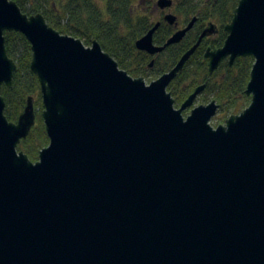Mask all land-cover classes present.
I'll list each match as a JSON object with an SVG mask.
<instances>
[{"label": "water", "instance_id": "water-1", "mask_svg": "<svg viewBox=\"0 0 264 264\" xmlns=\"http://www.w3.org/2000/svg\"><path fill=\"white\" fill-rule=\"evenodd\" d=\"M197 19L163 45L156 22L135 45L159 53ZM216 27L147 84L97 39L86 46L42 13L0 0V85L13 86L18 68L5 31L21 32L49 137L38 160L19 150L37 121L35 100L12 121L0 91V264H264V0H239L223 45L204 53L211 73L226 59L254 57L243 111L213 127L216 99L183 115L205 84L178 108L168 90Z\"/></svg>", "mask_w": 264, "mask_h": 264}, {"label": "trees", "instance_id": "trees-1", "mask_svg": "<svg viewBox=\"0 0 264 264\" xmlns=\"http://www.w3.org/2000/svg\"><path fill=\"white\" fill-rule=\"evenodd\" d=\"M15 1L28 15L42 13L47 22L61 33L81 39L86 36L87 39H82L85 44H90L92 38H96L103 49L119 62L120 67L133 76H147L148 72L160 76L169 71L183 53L197 41L206 27V22L214 21L219 25L218 33L202 41L183 70L169 84L168 90L174 96L176 104L181 105L198 85L205 83V94L202 99L206 100L209 96L207 93L213 94L214 99L220 104L219 111L225 113L226 117L241 112L251 102V97L246 94V88L254 63L253 56L237 57L233 65L224 60L213 73L209 71L208 60L204 57L208 47L216 48L223 45L228 34L224 27L232 20L239 0H175V10L180 22L187 23L194 16L198 19L193 29L180 43L169 46L167 51L156 59L152 69L148 68L151 56L138 50L135 45L136 40L155 24L149 15L138 13L140 8L137 3L140 0H68L67 8L58 21L55 20L53 8L49 9L50 0ZM156 1L148 0L147 4L151 8ZM67 15L72 17L71 21H64ZM174 31V26L162 19V24L154 35L155 42L163 44ZM5 37L8 54L18 66L13 86L0 85V91L6 100L5 113L9 120L17 121L28 97H34L37 121L18 148L35 161L39 159L40 150L49 144V137L42 117L44 106L41 85L31 69L32 47L21 32L5 31Z\"/></svg>", "mask_w": 264, "mask_h": 264}, {"label": "rangeland", "instance_id": "rangeland-1", "mask_svg": "<svg viewBox=\"0 0 264 264\" xmlns=\"http://www.w3.org/2000/svg\"><path fill=\"white\" fill-rule=\"evenodd\" d=\"M53 1L57 2V5H58L59 7L61 6V4H60V2H58V0H53ZM137 5H138L139 8H140V9L138 10V13L141 14V15H145V14L149 15L153 21H156V20H159L160 18H162L164 13L173 12V13H175L176 15L178 14V13L176 12V10H175V6H172L171 8H166L165 10H162V9H160L159 7H157V4H156V3H155V5H154L153 7L149 8V9H146L145 5H144L142 2H140V1L137 3ZM136 7H137V6H136ZM65 10H66V8L63 7V9H62V14H64ZM183 22H184V21H181V22L179 23L178 28H181V27L184 26V24H185L186 22H184V23H183ZM196 22H197V21H196ZM195 24H196V23H195ZM208 26H210V21H207V22H206V27H208ZM192 29H193V28H192ZM213 36H215V34L210 35L209 37H213ZM207 37H208V36H207ZM205 38H206V37H205ZM205 38H204V39H205ZM82 39H83V40H84V39H87V37L84 36V38H82ZM92 39H96V38H92ZM91 45H92V42H91L90 44H86V46H91ZM166 51H167V50H166ZM153 67H154V66H153ZM150 69H152V68H150ZM212 73H213V72H212ZM131 75H132V74H131ZM132 76H133V75H132ZM141 76L144 77V79H145V81H146L147 84L150 83L151 81L157 79V78L159 77V75H158V76H155L152 72H148V73H147V76H144V75H141ZM134 77H138V76H134ZM204 94H205L204 91H203L202 93H200V94L198 95V97L195 99V101L193 102V104H192L191 106L187 107V108L183 111V115H184V117H186V116L190 113L191 109L194 108L195 106H198V105H200V104H207V103H209L212 99H214L213 94L207 93V95L209 94V96H207L206 100H203L202 98L204 97V96H203ZM173 97H174V96H173ZM205 97H206V96H205ZM250 97H251V96H250ZM248 105H249V104H248ZM248 105H247V106H248ZM247 106H246V107H247ZM175 107L178 108V107H180V105H177L176 102H175ZM243 109H245V107H244ZM242 111H243V110H242ZM239 113H240V112H239ZM236 114H237V113H236ZM229 117H230V115L226 117V114H225V113H221V112L218 110L217 113H216V115L212 117L210 123H211V125H212L213 127H217L219 124H225V123H226V120H227Z\"/></svg>", "mask_w": 264, "mask_h": 264}, {"label": "flooded vegetation", "instance_id": "flooded-vegetation-1", "mask_svg": "<svg viewBox=\"0 0 264 264\" xmlns=\"http://www.w3.org/2000/svg\"><path fill=\"white\" fill-rule=\"evenodd\" d=\"M144 5H145V7H146V9H148L147 7H149L150 8V5H148L147 3H148V0H140ZM58 2H60V4H61V6L59 7L58 5H57V2H55V1H53V0H50L49 1V9L51 10V8H53V10H54V15H56L55 16V20H57L58 21V19H60V18H62V9H63V7L64 8H67V2H68V0H58ZM157 2V1H156ZM172 6H175V0H174V4L172 5ZM165 14L166 13H164L163 14V17L162 18H160L159 20H156L155 21V23L156 22H160V25L162 24V19L165 21V22H167L168 24H170L167 20H165ZM175 14V13H174ZM177 17H178V19H177V21H178V25H179V23H180V21H179V16L177 15ZM71 16H69V15H67L65 18H64V21H71ZM151 21L152 22H154L152 19H151ZM184 23V22H183ZM188 23V22H187ZM187 23H185L184 24V26H186L187 25ZM211 23H214V24H216V33H214V34H217L218 33V31H219V25L216 23V22H214V21H210V24ZM170 25H172V26H174V28H175V31L177 30V29H179L178 28V25L177 26H175L174 24H170ZM183 26V27H184ZM160 27V26H159ZM158 27V28H159ZM183 27H181V28H183ZM157 28V29H158ZM157 31V30H156ZM155 31V32H156ZM174 31V32H175ZM173 32V33H174ZM172 33V34H173ZM171 34V35H172ZM154 35H155V33H154ZM209 37V36H208ZM168 39V38H167ZM94 40V39H93ZM92 40V41H93ZM204 40V39H203ZM84 42V41H83ZM154 42H155V39H154ZM166 42V41H165ZM164 42V43H165ZM85 43V42H84ZM163 43V44H164ZM155 44H157V45H163V44H158V43H156L155 42ZM176 44H178V43H176ZM172 45H174V44H172ZM171 46V45H170ZM169 47V46H168ZM168 47H166L163 51H161V52H159V53H156V54H151V53H148L147 51H144V50H140V51H144V52H146L147 54H149L150 56H151V59L149 60V63H148V68L150 69V68H153V66H154V64H155V62H156V59L161 55V54H163L166 50H167V48ZM138 49V48H137ZM139 50V49H138ZM206 51V50H205ZM206 59V58H205ZM151 61H153V64H152V66L150 65V63H151ZM139 77V76H138ZM203 84H205V83H203ZM206 85V84H205ZM206 88V87H205ZM205 90V89H204ZM203 90V91H204ZM202 91V92H203ZM201 92V93H202ZM220 105V104H219Z\"/></svg>", "mask_w": 264, "mask_h": 264}]
</instances>
